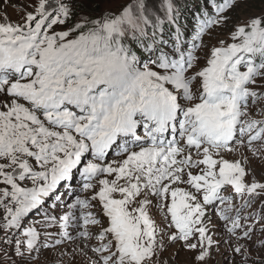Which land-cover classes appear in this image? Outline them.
Instances as JSON below:
<instances>
[{
	"label": "snow or ice",
	"instance_id": "6c2138e0",
	"mask_svg": "<svg viewBox=\"0 0 264 264\" xmlns=\"http://www.w3.org/2000/svg\"><path fill=\"white\" fill-rule=\"evenodd\" d=\"M0 264H264V0H0Z\"/></svg>",
	"mask_w": 264,
	"mask_h": 264
}]
</instances>
